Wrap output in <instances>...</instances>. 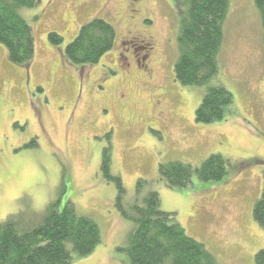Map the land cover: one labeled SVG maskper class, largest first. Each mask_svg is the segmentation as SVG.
I'll return each mask as SVG.
<instances>
[{
  "label": "rangeland",
  "instance_id": "374dc122",
  "mask_svg": "<svg viewBox=\"0 0 264 264\" xmlns=\"http://www.w3.org/2000/svg\"><path fill=\"white\" fill-rule=\"evenodd\" d=\"M21 13L35 53L29 66L14 65L0 44V222L25 204L39 212L70 201L101 234L94 252L73 264H131L119 249L133 224L116 211V186L100 171L111 133V171L127 205L145 179L160 209L175 214L216 264H255L264 250L253 218L264 182V46L253 0H230L215 83L232 94L233 106L212 124L194 120L204 89L174 80L173 0H37ZM94 18L114 27V46L95 65H71L64 50ZM52 32L62 38L59 46L50 42ZM213 154L226 160L220 182L193 176L188 187L171 190L158 176L160 162L195 169Z\"/></svg>",
  "mask_w": 264,
  "mask_h": 264
},
{
  "label": "trees",
  "instance_id": "16d2710c",
  "mask_svg": "<svg viewBox=\"0 0 264 264\" xmlns=\"http://www.w3.org/2000/svg\"><path fill=\"white\" fill-rule=\"evenodd\" d=\"M253 2L264 46V0ZM173 3L179 22L174 80L184 88L204 89L194 113L196 123L222 121L233 106L232 94L215 83L230 0H173ZM36 4L37 0H0V44L14 65L29 66L33 61L34 35L21 11ZM48 38L54 46L62 43L54 32ZM115 38L111 24L94 18L81 26L76 38L66 46L64 56L71 65H95L113 48ZM110 135L107 134L108 142L102 149L100 171L116 186V211L133 224L126 245L119 250L131 264H216L206 247L186 234L175 214L160 209L159 195L148 190L147 180H137L135 201L131 205L125 203L127 192L121 178L111 171ZM226 167V160L213 154L195 169L180 161L160 162L158 176L167 188L182 190L191 184L193 176L200 182L222 181L227 175ZM60 203L52 201L39 212L25 204L0 222V264H73V258H85L94 252L101 244L97 223L78 214L70 201L62 208ZM253 218L264 231V182L253 206ZM255 264H264V250L255 255Z\"/></svg>",
  "mask_w": 264,
  "mask_h": 264
}]
</instances>
